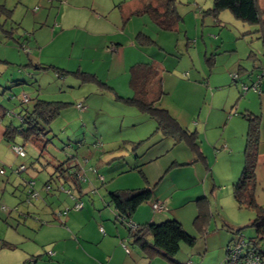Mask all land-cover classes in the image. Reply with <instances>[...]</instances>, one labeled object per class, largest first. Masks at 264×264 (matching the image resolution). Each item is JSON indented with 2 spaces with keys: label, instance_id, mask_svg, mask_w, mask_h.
I'll return each instance as SVG.
<instances>
[{
  "label": "rangeland",
  "instance_id": "obj_1",
  "mask_svg": "<svg viewBox=\"0 0 264 264\" xmlns=\"http://www.w3.org/2000/svg\"><path fill=\"white\" fill-rule=\"evenodd\" d=\"M131 1L0 0V7L9 11V18L0 11V25L3 23V30L0 29V61L8 63L0 62V104L14 114L20 112L19 103L23 96L29 97L24 105L28 108L35 98L66 104L47 127L50 129L47 135L50 143L42 157L38 147L28 143L23 146L25 159L15 158L8 149L6 161L0 163V169L5 168L7 171L9 185H18L13 197L11 193L8 197L4 196L9 199L6 202L0 196V241L14 242L24 235L22 225H17V222H23L18 213L26 214V210L31 212L29 209H33L34 202L36 206L50 209L57 216L60 210L68 209L64 200L70 197L67 194L69 188L58 189L54 184L57 183L56 178L48 182L54 166L67 160L62 167L64 170L76 164L86 166V169L89 166L98 168L97 173L87 171L86 181L80 183L82 188H92L88 175H93L98 187L95 190L106 194V185L103 186L98 177L102 173L107 174L105 176L114 174L116 181L113 188H118V183L130 181L128 184L135 188H150L152 197L157 194L158 198L166 199L168 206L170 198H174L173 201L179 206L184 202L185 205L174 211L182 220L183 229L195 237L196 242L193 247L182 244L178 256L184 258L186 264L190 261L195 264L196 260L202 264L204 256L207 261H211L208 264H224L227 259L226 244L232 237L227 227L242 228L233 235L234 240L247 241L254 236V229L248 224L255 218V213L239 209L230 190L227 196V192L222 191L224 188H219L225 170L222 166H215L214 144L210 146L211 162L207 161L208 167L198 162L195 168H191L186 165L189 163L186 160L192 155L184 143L174 145L171 139L156 132L154 121L148 120L136 108L116 101L112 90L84 81L71 73L80 71L95 75L106 86H117L121 92H125L130 66L139 61L152 62L159 66L163 80L165 95L160 106L167 111L166 106L178 112L180 107L188 110L184 103L190 105L189 102H195L198 104L194 107L199 108L203 102V90H198L194 84H187L186 81L191 78H198L199 84L204 86L201 79L211 75L210 86L219 83L223 81L222 72L228 73L239 57L241 62L235 64L236 73L237 66L248 65L249 71L252 68L262 71L264 54L259 34L256 33L257 27L236 19L228 10L221 11L216 17L208 14L212 0H174L176 13L181 17L177 31L160 30L147 14L131 17L123 26L119 7ZM135 1L141 9L149 0ZM151 1L161 6L158 0ZM62 16H65L66 23H62ZM12 29H17L13 37L23 44L22 48L7 37ZM138 32L148 35L155 44L141 51L133 47L131 42L135 41ZM27 33L31 34L29 38L25 35ZM116 43L120 44V49H124L121 57V50L111 53V46ZM245 50H252L256 54L257 60L253 63L257 65L254 67L246 59ZM37 65L53 66L69 74L59 76L54 68L38 69ZM245 74L239 75L242 77ZM240 76L237 84L229 78L239 94ZM244 77L247 78V75ZM230 90L227 87L215 89L214 102L226 96ZM246 95H240V99ZM183 97H187L189 102L183 101ZM78 104L84 106L85 110L78 111L75 108ZM185 116H189L186 111ZM197 118L196 113L193 122ZM6 121H11L15 126L19 123L17 117L6 118ZM192 124L191 132L194 131ZM15 144L23 145L18 137L15 138ZM203 146H206L205 142ZM95 152L103 157L102 162H98ZM71 155L75 157L68 160ZM37 159L39 162H36ZM21 163L28 170L33 166L30 173L35 172L36 177L30 179L26 172L17 173ZM138 170L142 171L146 180ZM64 176L67 177V174ZM59 179V183L64 184L62 178ZM29 182H36L34 191L37 195V190L42 189V186L43 189L49 184L55 187L52 192L45 191L51 193L48 197L41 194L42 199L36 197L30 201L29 193L32 190ZM95 195L87 194L83 198L86 206L91 204L90 199L94 200ZM143 206L150 208V203ZM166 209L154 214L149 210V213L156 215L160 220L157 223H160L165 220L162 213L170 214L167 206ZM197 216L200 219H196ZM205 218L209 230L202 236L198 234L195 221L202 223Z\"/></svg>",
  "mask_w": 264,
  "mask_h": 264
},
{
  "label": "crops",
  "instance_id": "obj_2",
  "mask_svg": "<svg viewBox=\"0 0 264 264\" xmlns=\"http://www.w3.org/2000/svg\"><path fill=\"white\" fill-rule=\"evenodd\" d=\"M119 9L122 10L120 15L122 24L123 26H125V24L131 19V17L135 16L129 17L126 21L125 17L128 16L131 10L140 9V6L135 0H132L130 3L124 5V7H119ZM61 21L62 23H66L65 16H62ZM30 35H26V37ZM7 37L10 38L8 33ZM116 41L118 42V40ZM112 45L113 46H111V48H116V50L114 51L118 52L121 50V57L123 55L124 49L119 48V43ZM131 45L138 49L135 41H132ZM107 47L108 46H106V48ZM139 50L141 51L142 49ZM246 51L247 50H245L246 59L250 60L252 62V67H254L255 65H257L253 63V61L257 60L255 58L256 54L252 50H249L247 52ZM239 62H241L240 57L239 59H237V61H235V63L233 62L234 65L230 67L228 73H226L227 71L222 72L221 77L223 78V81L214 83L211 86L209 84L211 75L209 77L207 76V79H201V82L204 81L203 83H205L204 86L199 84L200 80L195 77L191 78V80L186 81L187 84H194L198 90H203V102L199 104V108L194 107V105L198 103L189 102V99L187 97H183L181 99L183 101L191 103L190 105L184 103L185 107H187L188 110L180 107V111L177 112L174 110L173 112L168 106L166 107L171 113V116L176 119L181 127L185 128L186 130L192 131V123H194L193 132H195L197 135L200 152L205 159V162L202 163L205 164L206 167H208L207 161L209 163L211 162L210 146L214 144L212 148L214 147L215 149V166H222L225 170L224 176L219 182V185H221L219 188H224L222 191L227 192V196L229 194V190L232 194V186L238 179L243 168V150L245 144V135L247 131V122L239 114L247 111L260 116L261 121L259 127V144L257 148V164L255 168L257 183V186L255 188V196L258 204L264 208V77L259 80L258 91H254L253 89L249 88L244 94L246 95L248 93L245 98L240 99L244 95L239 94L237 88L231 85L229 78L233 80V76L236 75L237 78L234 82L237 84L240 76L239 74L246 73L242 77L240 76V85L244 84L248 87H251V85H253L257 81L256 77L259 76L261 72L259 70L260 68H252L249 71L248 67L250 66L248 65L245 67L237 66L238 72L236 73L235 64ZM212 65H214V59H212ZM156 66L160 71L159 66ZM259 67H262V65H259ZM246 75L247 78L244 77ZM178 82L179 80H177V83ZM111 87L113 91L115 90L114 92L121 97L128 98L132 95L131 90H129V85L125 87V92H121L117 86ZM225 87L231 88L230 93H226V96L214 102V96L216 94L215 89L218 90L219 88L223 89ZM162 91L164 93L162 96H164L165 92L163 89V80ZM208 98L209 100L207 101ZM160 102H163L162 97L159 100V105ZM185 111L189 116H185L184 118ZM196 113L198 118L196 122H193L194 115H196ZM146 118L148 120H151L147 116ZM133 124L135 123L133 122ZM3 133L4 126L2 123H0V163L6 161L5 159L8 157L9 152L8 149H10L9 144L3 138ZM212 138H214V142H212ZM204 142L206 143L207 147L203 146ZM96 153L97 152H95V155L98 156V162H102L103 157L100 154ZM190 154L192 155V158L186 160L187 162H189L186 165L191 166V168H195L198 162L195 161V158L193 157L191 151ZM92 168L95 170V172L93 173H97L96 171L98 168H96L95 166H92ZM32 169L33 166L29 168V170L27 168L24 171L30 175V179H32L31 177H36L35 172H33L32 174L30 173ZM6 174L7 171L5 173V176L2 177H6ZM105 175L107 174H100L98 179L101 180L103 186L106 185L104 186L106 194H101L99 191H96L98 187H96L95 177L93 175H88L92 188H90V186L82 188L81 184L78 183L75 185L73 184V182L64 184H61L59 182L54 183L58 189H61L62 185H64V188L68 187L69 190L67 191L70 192L71 196L69 194L68 195L72 197L64 200L65 207H68V209L62 211L60 210L58 216L55 215L54 212H52L50 209L36 206L35 202L34 204H32L33 209H29L31 210V212L26 210V214L18 213L19 217H22L23 222H17V225H22L25 233L14 242L8 243L4 241L12 245L11 248L2 246L1 241L3 240L0 241V264H174L154 250L149 249L147 251H144L138 245H135L131 242L127 228L115 220L114 211L112 207L108 205L107 193L112 191L139 188H135L136 186L128 184L131 183L130 181H125L126 183L122 184L118 183V188H113L114 182L116 181L115 175ZM3 178H0V196L2 197L1 200H4V202H6L9 199H5L4 196L8 197L10 195L9 193H11L13 197L16 193L15 190L18 191V185L16 186L15 183L9 185L10 179L8 177L4 179ZM143 179L146 180L144 177ZM29 183H32L30 184L32 193H36L34 191L36 189V182ZM45 183H43V185ZM50 186L52 187V190L49 191L52 192L53 187L55 186L51 184ZM23 189L26 191L25 186H23ZM37 191H39V195H37V198L40 199H42V196L48 197L49 195H51L50 192H45V188L43 189V186L42 189ZM42 191L45 193H43ZM95 193L96 195L94 200L90 199L91 204L89 206H86V203L83 202V198L87 194ZM152 198L156 199L155 201L164 203L165 207L167 206L168 209H170L169 206L171 207V215L162 213L164 214L163 219L177 220L183 227V223L181 222L182 220L179 219L174 210H176L177 207L185 205L184 202L179 206L178 203L176 204V202L173 201L174 198H170L168 206L167 200L158 198L157 194H154ZM34 199L35 198L30 199V201H33ZM38 202L40 203V201ZM76 203H81L82 208L78 210L74 209L73 207ZM143 205L146 204H142L141 206H139L135 213L132 215V224H156L158 221H160L158 220L159 218H157L156 215H152L154 213L151 210V207L148 208L147 206ZM149 210L152 211V214L149 213ZM206 221L207 220L205 218L204 222L199 223L198 234H201L202 236H205L209 230L206 226ZM251 222L252 220L250 221V223ZM227 228L228 233H230L231 235L233 232L242 229L238 228V226H235V228ZM202 229H205L206 232H201ZM233 238L234 237L232 235L227 244ZM49 253L51 254L49 255ZM175 262V264H186L184 258L179 257L178 254L175 257ZM201 262L202 264H208V262L211 261H207L206 257L204 256L201 259ZM194 263L199 264L198 260H196Z\"/></svg>",
  "mask_w": 264,
  "mask_h": 264
},
{
  "label": "trees",
  "instance_id": "obj_3",
  "mask_svg": "<svg viewBox=\"0 0 264 264\" xmlns=\"http://www.w3.org/2000/svg\"><path fill=\"white\" fill-rule=\"evenodd\" d=\"M158 1L161 6L155 5L149 0L144 4L143 8L131 10L128 16L125 17V21L131 16H142L147 14L160 30L177 31L181 17L176 13L174 0ZM224 10L230 11L236 19L241 20L243 23L257 27L256 33L259 34L264 52V2L262 3L261 0H212V7L207 13L216 17L217 14ZM0 11L9 18V11L6 10L5 7L1 6ZM2 28L3 23L0 25V29ZM16 31L17 29H12L8 35L10 39H13L15 43L22 48L23 44L13 37ZM21 36L23 37V35L19 37ZM27 38H29V36ZM135 44L139 49H143L155 43L145 34L138 33L135 36ZM111 49L113 52L116 50V48ZM0 62L8 64L6 61ZM29 65L31 64L29 63ZM41 66L42 65H37L36 68L44 70L54 68L59 76L69 74V72L57 69L53 66ZM71 74L81 77L84 81L94 82L112 90L116 101L126 106L136 108L139 113L153 120L156 125V132L158 131L163 137L171 139L175 145L184 143L193 154L195 161L205 162L204 156L200 152L196 133L181 127L177 120L174 119L166 109L160 107L159 100L164 93L162 91L160 71L156 65L151 62H139L130 66L128 69V85L132 95L128 98L119 96L112 88L100 82L95 75L80 71L72 72ZM235 80L236 79H233V81ZM257 81L255 82L257 83L256 91H258L259 85V81ZM255 83L253 85H255ZM253 85L248 87L241 84V94L244 95L247 92L242 91L243 86L251 89ZM27 99H29V97H27ZM25 104H27V102L23 103L22 100H20V112L17 114L9 112L0 104V123L4 126L3 138L9 145L15 144L16 137L22 141V147L28 143L33 144L38 147L40 157H42L43 151L46 150V146L50 143L47 138L50 129L47 127L55 120L59 111L64 108L66 104L62 102L40 100L38 98L33 100L30 108L25 107ZM77 106H80V108ZM75 108L78 111L85 110V107L81 104L76 105ZM239 115L247 122V131L243 150V168L238 179L232 186V195L239 209H246L255 213V218L249 224V227L254 229V236L244 242L252 246L256 253L264 255V208L258 204L255 196V188L257 186L255 168L257 164V148L259 144V127L261 119L259 115L247 111ZM12 117H17L19 121L17 126L13 125L11 121H6V118L11 119ZM134 145L135 144H133V146ZM74 157L75 155H71L68 160ZM36 162H39V159H37ZM66 162L67 160L54 166L48 182L52 181L53 178H56V182H59V178H62L61 181L63 183L73 182L75 185L81 183L78 179L79 166L76 164L70 169L64 170L62 167ZM138 172L144 177L142 171L138 170ZM65 173L67 177L64 176ZM49 187L51 189L50 184ZM61 190H64L63 186ZM31 193L32 191L29 193V200L31 199ZM153 201L155 200L152 199V191L148 187L112 191L108 193V205L111 206L114 211L115 220L127 228L131 242L138 245L144 251L149 249L154 250L168 259L171 263L175 264V257L181 245L184 244L188 247H193L196 238L187 233L182 225L174 219H168L156 224H132L131 217L137 208L142 204H149ZM196 219H200V216H197ZM195 223L199 228L200 222L198 223L196 220ZM201 232L205 233L206 231L202 229ZM239 232L240 229L233 232L232 235L238 234ZM1 242V245L4 247H12V245L4 241ZM232 243H235L234 238L229 241L226 248Z\"/></svg>",
  "mask_w": 264,
  "mask_h": 264
},
{
  "label": "built area",
  "instance_id": "obj_4",
  "mask_svg": "<svg viewBox=\"0 0 264 264\" xmlns=\"http://www.w3.org/2000/svg\"><path fill=\"white\" fill-rule=\"evenodd\" d=\"M264 76V69L261 71V75L258 77V81L260 80L261 77ZM236 75L233 76V79H236ZM257 81V82H258ZM254 91L257 90V83L253 85L251 88ZM248 90V87L243 86L242 91L246 92ZM22 102L26 103L28 102V99L26 96L22 97ZM80 108V106H77ZM10 151L13 153L14 157L17 159H25L26 153L25 150L22 146L16 145V144H10L9 145ZM26 170V167L24 164H21L18 166L16 172L17 173H22ZM95 172V170L92 167H88L87 169L85 166H79L78 169V179L80 182H85V176L86 172ZM6 173L5 168L0 169V177L4 176ZM32 184V183H30ZM45 191H48L50 187L48 185H45ZM67 194L70 195V192L67 191ZM71 196V195H70ZM37 193H31L30 198H36ZM151 210L153 212H163L166 210L165 204L159 201H153L150 203ZM82 208L81 203H76L74 205V209L78 210ZM130 226V225H129ZM133 227V225H132ZM102 231V230H101ZM226 253H227V259L225 260L224 264H264V255L256 253L255 249L248 245L247 242L244 241H239L237 240L235 243H232L229 245V247L226 248ZM51 253H49L50 255ZM188 264H192L191 262H188Z\"/></svg>",
  "mask_w": 264,
  "mask_h": 264
}]
</instances>
